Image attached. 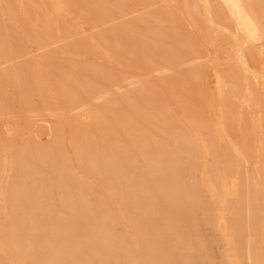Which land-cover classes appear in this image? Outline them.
Here are the masks:
<instances>
[{"label":"bare ground","instance_id":"bare-ground-1","mask_svg":"<svg viewBox=\"0 0 264 264\" xmlns=\"http://www.w3.org/2000/svg\"><path fill=\"white\" fill-rule=\"evenodd\" d=\"M15 1L0 0V19L9 26L21 23L17 33L34 37L37 49L83 35L76 6L96 12L92 30L144 8L136 0L129 8L113 0ZM157 1L163 15L178 11L191 23L201 19L211 36L230 43L228 73L213 62L217 95L206 100L213 119L160 108L159 92L144 85L133 98L115 95L139 77L173 69L179 60L151 64L137 76H111L93 66L92 79L79 73L63 84L61 94L44 78L40 87L61 112L103 104L81 114L86 127L81 138L74 130L67 140L52 129L37 131L35 137H50V145L27 138L20 156L0 138V264H193L191 256L207 264L197 215L220 240L223 264H264V105L256 92L260 86L264 100V0H181V8L172 0ZM136 20L147 26L146 20L158 21L157 13ZM74 21L80 26L70 25ZM134 30L116 27L66 48L114 60L121 49H107L110 36ZM157 45L155 39L150 53L136 55L150 60ZM7 51L0 43V65L13 60L10 47ZM206 51L202 46L191 60L209 61ZM34 66L32 74L26 72L30 80L42 76V67ZM67 94L68 106L59 108Z\"/></svg>","mask_w":264,"mask_h":264},{"label":"rangeland","instance_id":"rangeland-1","mask_svg":"<svg viewBox=\"0 0 264 264\" xmlns=\"http://www.w3.org/2000/svg\"><path fill=\"white\" fill-rule=\"evenodd\" d=\"M11 1L16 5L15 0ZM136 1L143 4L142 11L113 22L98 24L96 30L91 29L92 24L98 22L96 12L76 6L78 8L75 7V13L82 16L81 21L78 22L85 29L83 35L70 36L63 43H57L46 49H37L34 37L21 36L17 33L21 29V23L9 26L0 19V43L6 55L7 48L10 47V55L13 58L10 63L0 65V138L10 143L9 146L13 147L17 156H20L19 147L27 138L33 140L37 145H50V137H35L34 134L37 131L48 134L52 129L63 135V140H67L71 130L76 132V138L83 136L86 127L82 126L84 121L81 114L99 108L103 102L97 101L92 106L86 105L76 112H61L58 107L52 105L50 95L40 87V83L44 78L50 79L55 93L61 94L60 88L63 84L71 78H75L79 73L86 79H92L94 77L91 72L93 66L111 76H137L143 74L151 64L161 65L163 61L179 60L180 64L173 69L152 72L146 77H139L136 79V83L115 92V95L129 94L122 98L123 100L133 98L139 92L140 87L144 85V88L152 87L159 92L157 103L160 108L168 109L174 114L186 110L189 117L197 116L195 113L202 112V116L207 120L213 119L212 109L209 110L206 102L207 98L215 99L217 95L213 62L218 63L217 69L220 72L228 73L233 62L229 61V45L225 44L230 43H226L220 37L211 36L212 33L205 28L201 19H194L191 23L184 14L178 11L171 15H163V5L157 0L150 5L143 2L146 0ZM172 1L181 8V0ZM134 2L132 0H113L114 4L124 3L128 8L133 6ZM148 12L157 13L158 21L146 20L147 26L140 25L136 20L137 17ZM73 23L70 25L80 26L75 24V21ZM126 25L135 28L133 33L127 35L116 33L109 38L107 49L110 52L121 49V52L113 57L114 60H107L101 55L97 57L86 55L81 48H77L74 53H69V49L66 48V45H81L87 38L100 33L107 36L111 29ZM215 38L216 41L206 44V40ZM155 39H157L158 45L150 60H142L136 55L139 54L138 51L150 53L152 41ZM202 46L207 48L206 57L209 61H205V58L192 61V57L200 52ZM20 49L24 51L26 49L25 53H20ZM252 49V54L255 55V48L252 47ZM254 61L257 68H260L259 60L255 59V56ZM35 64L42 67V76L35 75L34 79L30 80L26 72L32 74L31 69L34 70ZM7 69L11 70V73L8 72L6 76H3ZM236 73L238 74L237 70ZM256 92L259 102L263 106L264 100L260 86L256 88ZM69 98L70 94L64 95L59 100V108L67 107ZM238 106L237 102L233 106L231 114L238 115ZM28 110H34L35 113L30 115ZM245 113L249 115L250 111H245ZM231 125L236 127L235 122H232ZM249 127L250 120L248 119L243 131L249 132ZM170 128L175 129L174 126H170ZM181 129L184 131V128ZM195 222L197 224L196 234L202 239L208 250L207 264H223L221 259L223 246L220 240L200 221L199 215ZM191 259L193 264H201L197 256H191Z\"/></svg>","mask_w":264,"mask_h":264}]
</instances>
